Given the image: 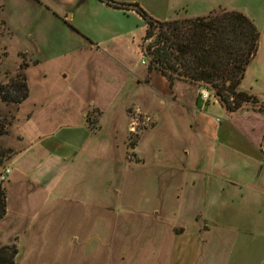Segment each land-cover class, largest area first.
I'll list each match as a JSON object with an SVG mask.
<instances>
[{
  "label": "rangeland",
  "instance_id": "374dc122",
  "mask_svg": "<svg viewBox=\"0 0 264 264\" xmlns=\"http://www.w3.org/2000/svg\"><path fill=\"white\" fill-rule=\"evenodd\" d=\"M116 1L138 2L160 20L220 8L242 11L261 32L264 58V0ZM65 14L74 16L72 26ZM146 31L139 14L101 0H0V84L25 73L29 87L20 104L0 95V167L8 165L11 177L31 171L49 177V165L40 164L43 156L74 150V163L55 168L54 176L99 181L74 186L76 195L89 188L99 192L95 205L76 197L47 233L36 231L41 224L21 235L17 264H168L181 205L203 213L195 264H264V247L248 241L233 250L221 237L224 230L206 229L211 219H204L209 211H264V200L225 202V192H219L221 184L241 182L264 193V153L257 146L213 147L193 133L205 88L175 87L182 80L171 86L161 71L151 70ZM258 63L256 58L248 68ZM204 103L202 110L218 117L222 140L226 131L239 128L231 117H254L243 123L254 127L255 139L262 136L264 113L256 106L232 105L230 112ZM33 141L32 157L27 151L10 160ZM72 231L77 244L70 241Z\"/></svg>",
  "mask_w": 264,
  "mask_h": 264
},
{
  "label": "crops",
  "instance_id": "0c3cea01",
  "mask_svg": "<svg viewBox=\"0 0 264 264\" xmlns=\"http://www.w3.org/2000/svg\"><path fill=\"white\" fill-rule=\"evenodd\" d=\"M130 11L135 12L133 10ZM54 13L59 18L62 17L59 12ZM64 16V21L68 22L74 17L73 15H69L67 18V14ZM184 17L189 16L185 15ZM262 46L263 43L260 39L257 55L253 58V60L257 58L259 63L254 67H247L248 69L246 70L243 84L246 81L247 83L245 84V87L240 88V90L255 95L264 102V84L260 86L261 83H264V58L262 59L261 57L260 59ZM248 72H250V77H248ZM177 84L184 86V89H186V86H188L189 89L195 88L190 82L179 81L175 84V87ZM204 102H207L210 109L216 108L217 105L219 108H225L215 98L211 101H204V99H201L197 102V106H200L201 108L197 117H194L195 123L192 126L193 133L198 135L200 138H204L213 147H216V145L232 147L236 151H242L243 148H246V146H251L252 148L257 146L264 153V131L259 139H255L254 127L243 123L244 120H253L252 118L254 117H242L243 119L240 117H231L235 123H238L239 128L237 127L238 129L226 131V136L224 140H222L223 138H221L222 135L220 133V126L217 123L218 117H214L212 114L202 110L205 106ZM80 127L86 130V132L87 130H90L87 123H81ZM22 138H24L23 135ZM34 144H36L35 141L31 142L29 149L17 148L12 153L10 160L13 157L18 158L22 156V154L27 151L30 152L29 157H32L31 155L35 154L34 151H32L34 149ZM132 149L135 150L136 147H133ZM52 151L53 152L49 155L43 156L42 162H40L41 165H49L46 173L49 177H37L35 175V171H31L25 177L10 176L7 183L3 187L6 193V208L3 218L0 220V246L12 243L16 244L18 248L17 258L19 256L21 235L31 232V230L35 228V225L38 227L43 224V229L39 230L38 228L36 231L38 233L41 231L47 233V231L52 227L53 222H55L56 217L59 214H63L68 206L74 203L76 197H78V201L83 205H86L87 203L88 205H95L93 203L100 201L99 194H97L96 197V193L99 192L93 189L92 191L90 188L84 190L82 189L77 195L74 190V186L90 187L95 186L99 181L74 180L66 176H54L53 171L55 168L61 167L63 170H67L71 164L74 163L76 158L75 153L77 151ZM193 180L195 182L200 181L196 174H194ZM230 184L231 187H228L226 184L220 185L219 192H225V195L221 193L224 195L223 199L225 202H249L250 200L261 202L264 200V193L255 188H251L248 184L244 185L241 182H232ZM90 193L92 195H90ZM197 195L198 194L195 192L196 200L199 198V195ZM179 202H183V198L181 196L179 198ZM179 208L177 217L179 218L180 223L172 228L173 236L168 264H195L196 259L199 257L200 247L203 241L201 235L202 228L201 224H199V218H201L203 213L198 208H194L193 211L191 210L189 212L184 210L182 205L179 206ZM204 217L206 223H208L206 221L207 218L211 219V222L206 229H210L211 226L215 225L224 230V234H222L221 237L226 239L227 245H230L233 250L234 248H237L238 245L239 247H242L247 244L248 241L252 242L256 247L257 245L264 247L263 210L256 212L209 211L206 215H204ZM39 219L40 221H38ZM219 219H225L226 221ZM236 219L252 220L238 221ZM56 229L58 230L59 228ZM61 230L64 229L62 228ZM67 231L68 230H65V232ZM74 234V231L70 233V241H74L73 243L77 244V242H79V238L73 237ZM77 234L79 233L77 232ZM222 238L220 240H223ZM99 242L101 241L99 240ZM76 244H71V246Z\"/></svg>",
  "mask_w": 264,
  "mask_h": 264
},
{
  "label": "trees",
  "instance_id": "16d2710c",
  "mask_svg": "<svg viewBox=\"0 0 264 264\" xmlns=\"http://www.w3.org/2000/svg\"><path fill=\"white\" fill-rule=\"evenodd\" d=\"M101 1L118 9L133 10L145 20L146 39L151 38L145 50L149 67L161 71L171 86L177 80L191 82L212 92L230 112L232 105L251 104L264 113L263 101L239 89L261 39L259 28L245 13L220 8L209 15L160 20L138 2ZM0 95L7 103L23 102L29 96L27 75L18 74L0 84ZM5 208L3 188L0 220ZM17 254L16 244L0 246V264H17Z\"/></svg>",
  "mask_w": 264,
  "mask_h": 264
},
{
  "label": "built area",
  "instance_id": "2783aa9c",
  "mask_svg": "<svg viewBox=\"0 0 264 264\" xmlns=\"http://www.w3.org/2000/svg\"><path fill=\"white\" fill-rule=\"evenodd\" d=\"M201 97L204 100L211 101L212 99L215 98V95L209 90L203 89L201 92ZM10 173H11V168L8 165L1 166L0 168V190L3 189L4 183L8 181Z\"/></svg>",
  "mask_w": 264,
  "mask_h": 264
}]
</instances>
